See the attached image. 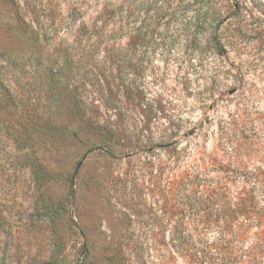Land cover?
I'll return each instance as SVG.
<instances>
[{
	"label": "rangeland",
	"instance_id": "374dc122",
	"mask_svg": "<svg viewBox=\"0 0 264 264\" xmlns=\"http://www.w3.org/2000/svg\"><path fill=\"white\" fill-rule=\"evenodd\" d=\"M252 239L264 0H0V264H250Z\"/></svg>",
	"mask_w": 264,
	"mask_h": 264
},
{
	"label": "trees",
	"instance_id": "16d2710c",
	"mask_svg": "<svg viewBox=\"0 0 264 264\" xmlns=\"http://www.w3.org/2000/svg\"><path fill=\"white\" fill-rule=\"evenodd\" d=\"M257 235H253V238H256ZM253 240V239H252ZM264 253L263 248L261 247L260 243L255 241V239L253 240V244L251 245V248L249 250V262L250 264L255 263L256 261H258V257L261 256V254Z\"/></svg>",
	"mask_w": 264,
	"mask_h": 264
}]
</instances>
